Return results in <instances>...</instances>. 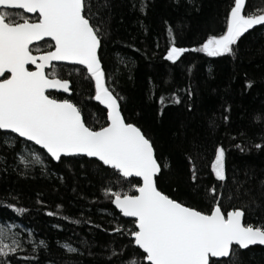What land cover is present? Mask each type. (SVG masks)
Wrapping results in <instances>:
<instances>
[{
  "label": "trees",
  "instance_id": "trees-1",
  "mask_svg": "<svg viewBox=\"0 0 264 264\" xmlns=\"http://www.w3.org/2000/svg\"><path fill=\"white\" fill-rule=\"evenodd\" d=\"M90 2L102 29L106 86L125 122L139 127L158 161L168 165L158 189L208 213L207 190L216 186L222 211L242 209L246 226L264 227V147H256L264 145V119H257L264 117V26L244 33L232 54L209 57L191 49L223 34L233 0ZM244 11L264 12V0H247ZM173 40L189 49L175 63L165 59ZM59 67L71 97L57 99L76 104L94 130L106 126V112L94 102V80L81 68ZM218 147L225 149L224 181L210 167ZM140 184L83 157L54 163L32 144L0 132V224L17 226L20 234L17 251L0 257V264H128L132 258L146 264L130 235L135 222L122 218L114 197L105 194L135 195ZM228 261L264 264V248H234L218 264Z\"/></svg>",
  "mask_w": 264,
  "mask_h": 264
},
{
  "label": "snow or ice",
  "instance_id": "snow-or-ice-1",
  "mask_svg": "<svg viewBox=\"0 0 264 264\" xmlns=\"http://www.w3.org/2000/svg\"><path fill=\"white\" fill-rule=\"evenodd\" d=\"M246 2L233 0L223 34L210 35L201 47L191 51L209 57L232 54V46L244 33L264 25V12L246 13ZM143 7L141 4V10ZM8 9H22L38 17L31 22L22 15L18 19ZM95 15L90 0H0V77L10 73L9 78L0 80V131H10L39 145L56 161L62 156L86 155L111 167L118 177L141 178L142 184L135 187L136 195L110 189L105 194L114 197L112 202L123 216L135 218L130 235L134 245L146 254L143 259L147 264H218L234 253V245H264V227L246 226L242 209L222 211V193L216 186L207 190L212 202L208 213L186 206L158 189L157 177L168 165L158 161L151 140L142 130L125 122L118 97L106 86L98 55L102 29L93 22ZM46 38L54 43L47 44ZM41 41L52 50L33 55L31 46ZM187 51L176 47L173 40L165 59L175 63ZM53 62L86 69V78L95 82L94 99L107 109L106 126L94 130L87 126L76 104L46 94L49 90L71 93L70 81L60 78L63 69ZM29 65H34L35 70H29ZM164 102L161 98L160 103ZM174 102L180 103L179 98ZM224 161L225 149L218 147L210 167L219 181L226 179ZM192 178L195 181V172ZM18 247L5 243L0 231V257L14 254ZM63 247L68 252L77 251L68 244ZM128 264L138 261L132 258Z\"/></svg>",
  "mask_w": 264,
  "mask_h": 264
},
{
  "label": "water",
  "instance_id": "water-1",
  "mask_svg": "<svg viewBox=\"0 0 264 264\" xmlns=\"http://www.w3.org/2000/svg\"><path fill=\"white\" fill-rule=\"evenodd\" d=\"M7 11H15V12H21V13H23L24 15H26V16H28V17H35V16H37L38 17V14H33V13H27V12H25L24 10H22V9H8ZM264 25H257V26H255L254 28H252V29H250V30H253V29H256V28H260V27H263ZM46 40L47 41H50L48 38H46ZM42 42V41H41ZM52 42V41H51ZM38 43H40V42H37V43H34L33 45H36V44H38ZM52 43H54V42H52ZM32 45V46H33ZM100 51V50H99ZM98 55H99V52H98ZM54 64H57L58 66H70V67H78V68H81V69H83L85 72H86V69H84L83 68V66H81V65H73V64H70V63H67V62H53ZM29 68L31 67V68H33L34 70H35V66L34 65H29L28 66ZM86 74H87V72H86ZM5 76H8V78L10 77V73H6L5 74ZM3 77H0V80L2 79ZM70 89H71V84H70ZM57 93V95L58 96H63V97H65V98H70L71 97V93L69 94V93H64V92H62V91H57V90H49L47 93ZM46 93V94H47ZM94 102L100 107V108H102L105 112H106V115H107V109H106V107L104 106V105H102V104H100L98 101H96L95 99H94ZM121 110V109H120ZM107 123H108V120H107ZM0 132H2V133H8V134H12V135H14V136H16V137H18L19 139H21V140H23V141H25V142H27V143H29V144H32L33 146H35L37 149H39V150H41V151H43L54 163H58L59 161H56V160H54L47 152H46V150H44V149H42L39 145H35L33 142H30V141H27L25 138H22V137H19L17 134H15V133H11L10 131H0ZM72 157H83V158H87V159H90V160H94V161H96V162H98V163H100V164H102V162H100L98 159H96V158H92V157H87L86 155H73V156H62L61 157V159L62 158H72ZM103 165V164H102ZM104 167H106V168H109V169H111V170H113L111 167H109V166H105V165H103ZM115 171V170H114ZM159 177V176H158ZM157 177V178H158ZM125 179V178H124ZM129 179H135V180H137V181H139L141 184H142V179L141 178H139V177H131V178H126V180H129ZM136 194H138V193H135V195ZM112 207L121 215V217L122 218H124V219H126V220H131V221H134L135 222V218H132V217H125V216H123V214L120 212V210L116 207V205L112 202ZM242 222H243V218H242ZM133 239V238H132ZM134 241V240H133ZM135 246V245H134ZM137 249H138V247L137 246H135ZM254 247H260V248H264V245H259V244H256V245H250L248 248H239V246H236V245H234L233 246V248H238V249H240V250H242V251H245V250H247V249H250V248H254ZM140 250V249H139ZM141 252H142V250H140ZM143 253V252H142ZM144 254V253H143ZM144 255H146V254H144ZM214 259V258H213ZM227 259H229V257L228 258H223L222 260H227ZM221 260V261H222ZM145 262H146V264H147V261L145 260Z\"/></svg>",
  "mask_w": 264,
  "mask_h": 264
},
{
  "label": "flooded vegetation",
  "instance_id": "flooded-vegetation-1",
  "mask_svg": "<svg viewBox=\"0 0 264 264\" xmlns=\"http://www.w3.org/2000/svg\"><path fill=\"white\" fill-rule=\"evenodd\" d=\"M8 12L15 14L18 19L22 15L24 18L29 19L30 22L31 21H35L37 19V16H35V17H28V16L24 15L21 12H15V11H8ZM51 43H52L51 41H47V44H51ZM47 44L44 41H42V42H40V43H38L36 45L31 46L33 48V55H39L43 51L52 50V49L48 48ZM36 49H40V51L37 52ZM29 70H34V69L30 67ZM5 78H8V76H4L2 79H5ZM47 94H49L51 98L57 99V93H53L52 92V93H47Z\"/></svg>",
  "mask_w": 264,
  "mask_h": 264
},
{
  "label": "rangeland",
  "instance_id": "rangeland-1",
  "mask_svg": "<svg viewBox=\"0 0 264 264\" xmlns=\"http://www.w3.org/2000/svg\"><path fill=\"white\" fill-rule=\"evenodd\" d=\"M18 229L19 227L17 226L0 224V231L4 233V242L13 246L18 244L20 240V234L17 232Z\"/></svg>",
  "mask_w": 264,
  "mask_h": 264
}]
</instances>
